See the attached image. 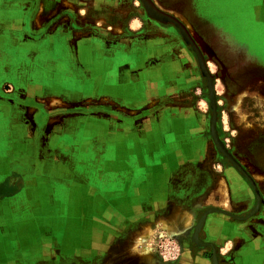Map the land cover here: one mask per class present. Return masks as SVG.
Returning a JSON list of instances; mask_svg holds the SVG:
<instances>
[{
  "label": "crops",
  "instance_id": "obj_1",
  "mask_svg": "<svg viewBox=\"0 0 264 264\" xmlns=\"http://www.w3.org/2000/svg\"><path fill=\"white\" fill-rule=\"evenodd\" d=\"M31 1L0 0L1 42L32 41L36 64L33 83L12 82L14 90L32 89L35 107L31 114L22 112L19 101H0V264L28 263L30 252L39 248L43 236L57 250L70 249L76 241L83 246L85 236L90 242V235L105 233L99 224L97 228L95 223L90 225V219L106 222L108 217L107 187L98 188L106 186L102 178L106 170H141L142 179L132 185L134 195L128 201L114 195L113 207L118 211L114 218L118 223L131 222L130 211L136 208L133 201L145 211L141 217H147L148 172L154 162L163 163L164 141L171 137L178 140L175 128L185 123L184 117L171 114L170 108L162 105L166 91L187 90L184 82L166 87L152 78L154 73L165 74L164 61L172 58L171 35H155L144 47L133 45L135 41L128 37L114 34L109 40L112 36L98 35L111 46L75 50L74 42L88 43L93 38L89 24L85 25L89 20L79 13L84 10L83 3ZM114 1L112 7L117 11L120 4ZM193 3L199 16L209 19L211 33L221 17H232L231 31L238 35L228 37L258 41L264 49V0ZM31 14L34 35L19 38L6 33L7 26L30 27ZM178 15L184 18L182 13ZM75 26L80 30L74 31ZM131 41V46H122ZM201 41L213 39L201 37ZM84 57L90 58L94 67L98 65L97 69L106 68L97 70L98 83L88 79ZM154 139L158 141L154 143ZM130 154L137 161L127 169L123 162H129ZM91 175L98 179H89ZM136 190L141 193L139 201ZM123 209L129 214L119 216ZM210 215V239L216 249L229 253L226 264H264V195L259 196L255 211L216 210Z\"/></svg>",
  "mask_w": 264,
  "mask_h": 264
},
{
  "label": "rangeland",
  "instance_id": "obj_2",
  "mask_svg": "<svg viewBox=\"0 0 264 264\" xmlns=\"http://www.w3.org/2000/svg\"><path fill=\"white\" fill-rule=\"evenodd\" d=\"M76 1L83 3L84 10L79 13L84 20H89L85 25L89 24L87 28L93 38L88 43L74 42L75 50L82 46L90 50L111 46L104 44V39L100 41L98 35L112 36L109 40L116 35L128 37L127 40L133 39L135 43L131 41L122 46L133 44L142 47L155 35L165 33L172 36L175 42L169 46L172 58L164 61L165 74L154 73L152 78L154 82L165 83L166 87L171 83L184 82L187 90L180 87L178 92L166 91L168 96L162 105L169 107L171 114L184 117L185 123L181 122L175 128L178 140L171 137L164 141L167 149L163 163L154 162L153 170L148 172L151 189L146 202L147 217H141L145 211L139 209L137 204L140 203L133 201L136 208L130 211L131 222L118 223V218H114L118 216L113 207L114 195L118 194V200L128 201L129 196L134 195L132 185L142 179L141 170L128 169L135 166L133 161H137L130 154L129 162H123L128 164V170L116 173L112 169L106 170L102 173L106 186L98 185L99 189L107 187L108 217L106 222L105 219H90V225L95 223L97 228L99 224L105 233L90 235V242L85 236L83 246L82 242L76 241L70 244V249L54 248L57 250H53L51 247L55 245L49 244V239L43 236L38 243L39 248L30 252L26 264L226 263L229 253L216 249L210 239V213L216 210L255 211L259 196L264 195V49L260 48L258 41L249 43L242 42L240 36L228 37L238 35L231 31L232 17H221L216 30L211 33L209 26L212 24L195 11L194 0H150L157 9L184 23V30L172 23L154 20L141 0H115L120 4L117 11L112 7L114 0ZM178 13H182L184 18ZM30 18V27L7 26L6 33L16 37L21 35L20 38L34 35L32 14ZM183 32L192 36L194 44L186 39ZM1 33L2 29L0 101H19L22 112L28 116L35 107L33 91H16L12 82L33 83L35 47L32 41L2 43ZM211 34L212 42L201 41V37L208 39ZM82 61L88 67V79L94 78L97 82V70L106 68L97 69L98 65L94 67L90 58L84 57ZM212 118L215 119L217 142L212 137ZM157 141L154 139V143ZM89 179L98 178L91 175ZM135 193L137 195L133 197L139 201L141 193L138 190ZM204 193L215 200V207L212 208L210 202L202 204L198 201L197 198ZM223 199L228 200L230 206L221 205ZM93 205L97 208L96 202ZM92 207L91 212H94ZM179 207L192 212V225L182 233L171 223L173 215L181 211ZM128 212L123 209L119 216Z\"/></svg>",
  "mask_w": 264,
  "mask_h": 264
},
{
  "label": "bare ground",
  "instance_id": "obj_3",
  "mask_svg": "<svg viewBox=\"0 0 264 264\" xmlns=\"http://www.w3.org/2000/svg\"><path fill=\"white\" fill-rule=\"evenodd\" d=\"M198 201H202V204H207V202H210L212 204L216 203L215 200H213L212 198H210L208 193H204V195H202L200 198H197ZM197 199H194V201H196ZM192 204H196V202H193ZM221 205H224L225 207H228V200L223 199L220 201ZM181 205V204H180ZM182 206V205H181ZM202 206V205H201ZM230 206V205H229ZM184 207V206H183ZM183 207H179V209H181V211L175 213L173 215V218L171 219V223H174L177 227H179V230L182 232L186 231L191 225V214L192 212H188L186 211V209L184 210ZM198 229V228H197ZM149 233V232H148ZM177 233V232H176ZM180 233V232H178ZM150 234V233H149ZM196 234V233H195ZM194 234L193 238L196 241V235ZM181 235V234H180ZM185 236V235H184ZM198 242V241H197ZM150 252V251H149ZM149 256V255H148ZM151 259V258H150Z\"/></svg>",
  "mask_w": 264,
  "mask_h": 264
},
{
  "label": "water",
  "instance_id": "obj_4",
  "mask_svg": "<svg viewBox=\"0 0 264 264\" xmlns=\"http://www.w3.org/2000/svg\"><path fill=\"white\" fill-rule=\"evenodd\" d=\"M141 1L143 2L144 7L147 10L148 14L154 20L160 21V22L172 23L173 25L177 26L181 30H184L182 25L180 23H178L176 19H174L173 17L169 16L168 14L157 9L150 0H141ZM183 35L186 37V39L188 41H190V38L188 37L186 32H183ZM212 105H213V100H211V106ZM210 126H211L212 137L214 138L215 142H217V137H216L215 128H214L215 127V119L214 118L211 119ZM257 207H258V205L256 206V209H257Z\"/></svg>",
  "mask_w": 264,
  "mask_h": 264
},
{
  "label": "flooded vegetation",
  "instance_id": "obj_5",
  "mask_svg": "<svg viewBox=\"0 0 264 264\" xmlns=\"http://www.w3.org/2000/svg\"><path fill=\"white\" fill-rule=\"evenodd\" d=\"M175 19V18H174ZM116 21V20H115ZM177 22L178 23H180L178 20H177ZM181 24V23H180ZM182 25V27L184 28V26L185 25H183V23L181 24ZM74 31H78V30H80V28L78 27V28H76V26L74 27ZM188 35V37L190 38V41H191V43H193V41H192V36L191 35H189V34H187ZM19 38H20V36H19ZM22 38V37H21ZM211 39H213V37H211ZM173 42H175V41H173ZM194 44V43H193ZM84 64V63H83ZM89 64V63H88ZM85 65V64H84ZM86 68H87V70H88V67L87 66H85ZM89 80H91V82H95V83H98L99 82V79H97V82L94 80V78H91V79H89ZM34 81V78H33V80H32V82ZM17 91V90H16ZM218 264H223V263H218ZM224 264H226V263H224Z\"/></svg>",
  "mask_w": 264,
  "mask_h": 264
}]
</instances>
